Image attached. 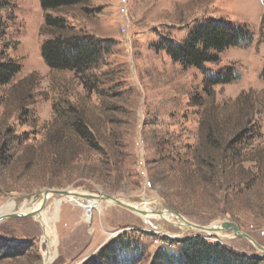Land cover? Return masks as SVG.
I'll return each mask as SVG.
<instances>
[{"label": "rangeland", "instance_id": "obj_1", "mask_svg": "<svg viewBox=\"0 0 264 264\" xmlns=\"http://www.w3.org/2000/svg\"><path fill=\"white\" fill-rule=\"evenodd\" d=\"M119 9L120 0H89L53 13L75 32L111 41L86 85L42 58L50 36L42 31L39 0H0L6 28L0 60L22 66L10 84L0 85V209L12 202L11 214L30 213L51 190L102 201L90 220L84 208L61 205L50 264H85L123 234L139 241L138 264H151L158 246L172 250L164 239L194 236L264 256L236 235L220 240L184 231L168 212L170 223L151 218L148 225L142 215L101 199L171 210L200 226L235 223L264 246V0H130L128 18ZM208 18L245 25L253 38L203 70L184 69L157 51L161 37L182 42ZM228 67L239 79L205 94V73ZM77 119L92 142L75 132ZM196 149L204 157L197 159ZM53 212L50 198L41 214ZM43 236L36 217L4 219L0 238L23 252L0 264H44Z\"/></svg>", "mask_w": 264, "mask_h": 264}, {"label": "trees", "instance_id": "obj_2", "mask_svg": "<svg viewBox=\"0 0 264 264\" xmlns=\"http://www.w3.org/2000/svg\"><path fill=\"white\" fill-rule=\"evenodd\" d=\"M45 21L42 31L48 36L41 47V56L52 70L70 71L84 80L90 79L89 72L98 67L106 54L110 53V40H99L94 35L75 32L68 20L53 13L63 9L84 5L89 0H39ZM6 35L4 21L0 15V37ZM253 36L245 25L236 24L224 18H208L190 29L182 42L169 37H161L157 51H165L168 56L184 69L203 70L206 64L217 63L220 55L228 49L251 42ZM264 39V34H263ZM3 60V59H2ZM0 60V85H8L21 72L18 62ZM264 81V68L261 72ZM239 79L237 71L228 67L204 75L203 92L211 94L214 87L232 84ZM91 90L96 86L91 85ZM75 132L85 141L92 142L90 131L80 121L73 123ZM197 159L204 157L195 150ZM144 234V233H143ZM172 250L158 246L151 264H264V256H248L233 251L218 241L202 236L183 239H164ZM139 241L123 234L104 245L97 255L85 264H138L142 256L137 253ZM23 251L19 245L0 238V260L15 257Z\"/></svg>", "mask_w": 264, "mask_h": 264}, {"label": "bare ground", "instance_id": "obj_3", "mask_svg": "<svg viewBox=\"0 0 264 264\" xmlns=\"http://www.w3.org/2000/svg\"><path fill=\"white\" fill-rule=\"evenodd\" d=\"M50 198L53 199V205H54V212L50 217H47L45 214H41V210L43 209V206H44L43 196H41L39 204H37L36 206H33L34 208H31L32 212L40 211L39 214L37 215L38 217L36 216V218L39 220L43 228V233H44L43 240L48 243V250L44 255L45 256L44 264H50L51 262H53L56 256L54 252V248L55 246H57L55 223L57 222L59 218L60 208L63 203H72V204H76L84 208L88 215L89 220L91 218L90 216L94 208H97L98 210L102 211V201L101 200L98 201V200L84 198L82 195H79L75 192H71V195H68V196L49 194V199ZM101 199L103 200V202L106 201L107 203L115 204L112 200H107V197H104V198L102 197ZM15 206H17L15 203H12V202L8 203V205L5 208L0 209V217L9 215L12 212H14ZM134 207H137L141 211H146L148 213L147 216L144 217V219L148 222V225H150L149 221L151 218H162L169 223L172 220L170 218L171 220L169 219L168 221L165 218V216L167 215V212L168 214H170L168 210L165 211L166 214H163V216H159L157 214H154L155 212H158V211H155L154 209L152 210V208H150L147 205L146 206L145 205L134 206ZM24 213H25L24 211H20L19 214H24ZM26 214H29V213H26ZM175 220L176 221L173 223L177 226H180L184 231H195L196 230L194 227L188 225L186 221L178 220V219H175ZM214 234L217 235V238L220 240H225V239L228 240L232 238L233 236H235V234L231 232H216Z\"/></svg>", "mask_w": 264, "mask_h": 264}, {"label": "water", "instance_id": "obj_4", "mask_svg": "<svg viewBox=\"0 0 264 264\" xmlns=\"http://www.w3.org/2000/svg\"><path fill=\"white\" fill-rule=\"evenodd\" d=\"M49 194H53V195H62V196H68L71 195V192L68 191H57V190H51V191H47L43 194L44 197V206L46 205V203L49 200ZM107 200H112L116 205L126 208L130 211H133L135 213H138L140 215H142L143 217L147 216V212L146 211H141L139 208L134 207L132 205H129L115 197L112 196H107ZM43 206V207H44ZM165 211H167V209H161L159 212H155L154 214H157L159 216H163V214L165 213ZM40 211H36V212H32L29 214H11V215H6V216H2L0 217V223L10 217V218H27V217H36L39 214ZM169 213L171 216H173L175 219L178 220H183L186 221V223L192 227H194L196 230L195 232H202L205 233L211 237H216L217 235H215L214 233L216 232H233L236 236L240 237V238H244L246 240H248L251 244H253L260 252L263 253L264 255V246L260 245L253 237H251L248 234H245L243 232H241L240 228L238 225H236L235 223H227V224H223L221 226H213V227H206V226H200V225H196L193 224L191 222H189L188 220H186L184 217H182L180 214L169 210Z\"/></svg>", "mask_w": 264, "mask_h": 264}, {"label": "built area", "instance_id": "obj_5", "mask_svg": "<svg viewBox=\"0 0 264 264\" xmlns=\"http://www.w3.org/2000/svg\"><path fill=\"white\" fill-rule=\"evenodd\" d=\"M129 6H130V0H120V14L123 16V17H127L128 18V10H129ZM142 171H141V174L142 176L147 179V170L145 168V165L142 163ZM148 186L151 187V183L148 182Z\"/></svg>", "mask_w": 264, "mask_h": 264}]
</instances>
